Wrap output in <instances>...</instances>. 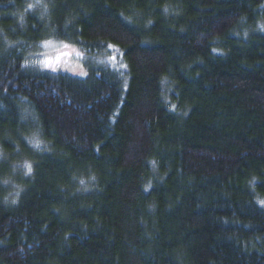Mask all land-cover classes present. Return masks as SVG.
<instances>
[{
	"label": "trees",
	"instance_id": "trees-1",
	"mask_svg": "<svg viewBox=\"0 0 264 264\" xmlns=\"http://www.w3.org/2000/svg\"><path fill=\"white\" fill-rule=\"evenodd\" d=\"M0 264H264V0H0Z\"/></svg>",
	"mask_w": 264,
	"mask_h": 264
},
{
	"label": "rangeland",
	"instance_id": "rangeland-1",
	"mask_svg": "<svg viewBox=\"0 0 264 264\" xmlns=\"http://www.w3.org/2000/svg\"><path fill=\"white\" fill-rule=\"evenodd\" d=\"M50 44H43L42 49L46 55L53 61L55 65H59L64 70L71 73H82L83 67L76 57V52L73 47H64L63 43L49 41ZM57 58L59 61L57 62Z\"/></svg>",
	"mask_w": 264,
	"mask_h": 264
},
{
	"label": "snow or ice",
	"instance_id": "snow-or-ice-1",
	"mask_svg": "<svg viewBox=\"0 0 264 264\" xmlns=\"http://www.w3.org/2000/svg\"><path fill=\"white\" fill-rule=\"evenodd\" d=\"M34 5L33 4H29L28 8L31 9L33 8ZM46 45L50 44L51 42L46 41L44 42ZM65 48L69 47L68 45H64ZM110 60H115V57H109ZM59 61V58H57V62ZM40 63H42L45 67H52L53 69L55 68V64L53 63V61L51 59H45L43 61H41ZM28 172H31V165H26Z\"/></svg>",
	"mask_w": 264,
	"mask_h": 264
},
{
	"label": "clouds",
	"instance_id": "clouds-1",
	"mask_svg": "<svg viewBox=\"0 0 264 264\" xmlns=\"http://www.w3.org/2000/svg\"><path fill=\"white\" fill-rule=\"evenodd\" d=\"M5 183H8L7 180L4 181ZM23 191V188L18 184H13V191L9 194H6L3 199L5 202H8L9 197L11 196L13 198V202H16L18 199L20 193Z\"/></svg>",
	"mask_w": 264,
	"mask_h": 264
}]
</instances>
